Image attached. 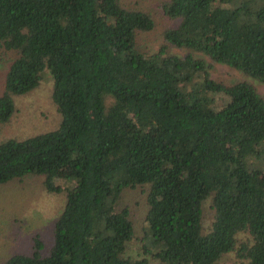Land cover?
<instances>
[{
	"label": "trees",
	"instance_id": "obj_1",
	"mask_svg": "<svg viewBox=\"0 0 264 264\" xmlns=\"http://www.w3.org/2000/svg\"><path fill=\"white\" fill-rule=\"evenodd\" d=\"M156 7L0 0V128L47 70L60 113L52 129L0 139V184L37 176L64 197L48 238L0 264H221L229 252L264 264V96L210 72L217 62L264 83V0ZM157 26V46L140 47Z\"/></svg>",
	"mask_w": 264,
	"mask_h": 264
},
{
	"label": "rangeland",
	"instance_id": "obj_2",
	"mask_svg": "<svg viewBox=\"0 0 264 264\" xmlns=\"http://www.w3.org/2000/svg\"><path fill=\"white\" fill-rule=\"evenodd\" d=\"M156 1L141 0V5L159 16L160 10L156 7ZM159 34L160 26H157L150 34H142L139 42L140 47L147 50L155 48ZM175 50L181 53L180 50ZM7 63L8 56L1 53L0 84ZM210 72L212 77L226 83L248 80L264 96V83L246 76L233 67L214 62ZM52 84V75L47 70L43 73L38 87L16 97L15 111L9 123L0 128V139L8 136L22 137L56 127L60 120V113L56 110L50 97ZM40 188V178L37 176L0 184V261L11 251L28 250L31 238L36 233L42 239L48 238L53 220L64 197L63 194L45 193ZM24 191H29V193H24ZM125 197L131 205L137 235L141 236L145 212L143 193L140 188H134L127 191ZM139 246L140 241L135 240L130 251L137 253L140 250ZM221 264H240V261L235 257L234 252H229L223 256Z\"/></svg>",
	"mask_w": 264,
	"mask_h": 264
}]
</instances>
